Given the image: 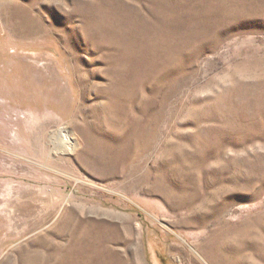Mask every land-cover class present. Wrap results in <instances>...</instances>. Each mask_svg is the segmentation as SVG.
Wrapping results in <instances>:
<instances>
[{
  "label": "rangeland",
  "instance_id": "obj_1",
  "mask_svg": "<svg viewBox=\"0 0 264 264\" xmlns=\"http://www.w3.org/2000/svg\"><path fill=\"white\" fill-rule=\"evenodd\" d=\"M0 264H264V0H0Z\"/></svg>",
  "mask_w": 264,
  "mask_h": 264
},
{
  "label": "bare ground",
  "instance_id": "obj_2",
  "mask_svg": "<svg viewBox=\"0 0 264 264\" xmlns=\"http://www.w3.org/2000/svg\"><path fill=\"white\" fill-rule=\"evenodd\" d=\"M68 134H69L68 131L65 129V130H64V136H65L66 138H68V139H71V137H69ZM70 144H71V143H70Z\"/></svg>",
  "mask_w": 264,
  "mask_h": 264
}]
</instances>
